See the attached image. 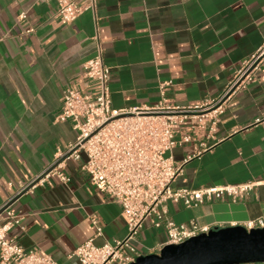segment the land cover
Masks as SVG:
<instances>
[{"label": "crops", "instance_id": "crops-1", "mask_svg": "<svg viewBox=\"0 0 264 264\" xmlns=\"http://www.w3.org/2000/svg\"><path fill=\"white\" fill-rule=\"evenodd\" d=\"M96 34L110 72L112 109L153 106L160 84L176 104L197 105L222 94L264 44V0H97L94 12L69 24L55 0H0V209L10 204L22 216L24 230L14 227L8 238L56 264H80L71 254L83 242L100 247L127 233L121 206L81 170L84 154L62 163L67 184L51 176L21 192L76 140L72 123L54 118L65 89L92 90L80 74L97 53ZM252 75L226 100L214 125L170 156L182 165L174 190L257 185L234 203H168L175 224L225 228L264 214V66ZM137 242L141 255L158 254L164 228L145 225Z\"/></svg>", "mask_w": 264, "mask_h": 264}, {"label": "built area", "instance_id": "built-area-1", "mask_svg": "<svg viewBox=\"0 0 264 264\" xmlns=\"http://www.w3.org/2000/svg\"><path fill=\"white\" fill-rule=\"evenodd\" d=\"M56 11L64 23H72L82 13L95 10L97 0H55ZM31 30L27 31V33ZM96 55L82 66L80 80L91 83L92 90L82 93L67 88L63 91L59 112L54 122L72 123L76 140L64 153L55 157V167L22 188L30 191L43 179L55 177L67 184L70 180L61 171L65 160L78 161L96 190L119 204L126 219L124 238L110 244L95 246L83 242L71 254L80 264H131L140 256L137 238L145 225L164 228L165 246H178L213 228L192 220L175 224L168 218L167 204L196 207L207 201L245 200L257 183L202 186L197 189L172 188L182 171V165L172 160L170 153L178 146L191 144L207 124L214 125L226 100L243 84L253 79L252 72L264 66V44L244 64L236 78L218 97L201 104L180 106L165 95L167 84H160V100L153 106L114 110L110 106L109 68L104 64L98 35L94 37ZM190 159V156L187 160ZM25 191V192H26ZM4 207V206H3ZM2 207V208H3ZM22 216L8 205L0 213V264H56L48 255L25 251L7 233L14 227L24 230ZM95 236L102 228L91 218ZM246 231L264 229V214L231 227Z\"/></svg>", "mask_w": 264, "mask_h": 264}, {"label": "water", "instance_id": "water-1", "mask_svg": "<svg viewBox=\"0 0 264 264\" xmlns=\"http://www.w3.org/2000/svg\"><path fill=\"white\" fill-rule=\"evenodd\" d=\"M131 264H264V229L213 228L178 246H164L158 254L140 256Z\"/></svg>", "mask_w": 264, "mask_h": 264}, {"label": "rangeland", "instance_id": "rangeland-1", "mask_svg": "<svg viewBox=\"0 0 264 264\" xmlns=\"http://www.w3.org/2000/svg\"><path fill=\"white\" fill-rule=\"evenodd\" d=\"M214 228H217V227H214Z\"/></svg>", "mask_w": 264, "mask_h": 264}]
</instances>
